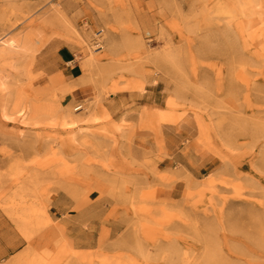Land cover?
I'll return each instance as SVG.
<instances>
[{
  "label": "rangeland",
  "instance_id": "374dc122",
  "mask_svg": "<svg viewBox=\"0 0 264 264\" xmlns=\"http://www.w3.org/2000/svg\"><path fill=\"white\" fill-rule=\"evenodd\" d=\"M201 3L0 0V40L40 24L0 64L18 264H264V23ZM75 65L87 82L63 94L51 80Z\"/></svg>",
  "mask_w": 264,
  "mask_h": 264
},
{
  "label": "bare ground",
  "instance_id": "6f19581e",
  "mask_svg": "<svg viewBox=\"0 0 264 264\" xmlns=\"http://www.w3.org/2000/svg\"><path fill=\"white\" fill-rule=\"evenodd\" d=\"M201 3V14L205 15L206 12L209 10L206 7L207 0H200ZM241 3L240 0H218V3L216 7L214 8V14L216 15H226L230 19L229 20H236L239 18V15L241 14ZM244 5L247 6L244 10L246 13H249L251 15H255L259 18L260 23H264V0H244ZM232 25V24H231ZM238 23H235V25L232 27L237 26ZM30 30L26 32L22 37L20 38H7L0 40V64L6 61H10L15 59L17 54H20L19 49L25 48L31 39L32 34L36 33L39 28L40 24H37L36 22L32 23V25L29 27ZM26 31V30H25ZM24 31V32H25ZM23 32V33H24ZM225 34L229 36V31H225ZM99 44V43H97ZM99 47V46H98ZM129 48H133V50H140L143 48V44L140 40V38L134 39L129 42ZM90 62H95L94 58L90 60ZM76 83L75 84H68L65 79L63 72L58 71L57 74L53 77L51 80V83L55 88L60 89V92L63 94L72 93L75 91V89H78V87L87 81L85 80V77L82 75H79L78 77H75ZM4 84H0V90L4 91ZM31 110L36 113L37 110H39V107L36 105L31 106ZM66 118H71L77 121L73 117V112L67 111L65 113ZM75 123V121H73ZM4 208L10 212V214L15 217L17 222L21 225L29 226L34 223L36 218H32L31 216H34L36 213L35 208L28 204L25 197L21 193H17L15 195H12L8 202L5 203ZM37 221V220H36ZM24 227V228H25ZM22 253H20L13 262L22 260Z\"/></svg>",
  "mask_w": 264,
  "mask_h": 264
},
{
  "label": "crops",
  "instance_id": "0c3cea01",
  "mask_svg": "<svg viewBox=\"0 0 264 264\" xmlns=\"http://www.w3.org/2000/svg\"><path fill=\"white\" fill-rule=\"evenodd\" d=\"M76 72L77 65L70 71L73 78L78 77ZM25 245L26 242L11 224L0 226V264H18L19 261L13 262V260L23 252Z\"/></svg>",
  "mask_w": 264,
  "mask_h": 264
},
{
  "label": "built area",
  "instance_id": "2783aa9c",
  "mask_svg": "<svg viewBox=\"0 0 264 264\" xmlns=\"http://www.w3.org/2000/svg\"><path fill=\"white\" fill-rule=\"evenodd\" d=\"M82 107L80 106V108L79 109H81Z\"/></svg>",
  "mask_w": 264,
  "mask_h": 264
}]
</instances>
